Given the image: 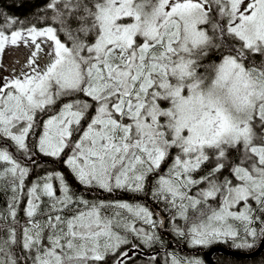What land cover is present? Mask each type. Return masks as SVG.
I'll use <instances>...</instances> for the list:
<instances>
[{
    "label": "snow or ice",
    "instance_id": "1",
    "mask_svg": "<svg viewBox=\"0 0 264 264\" xmlns=\"http://www.w3.org/2000/svg\"><path fill=\"white\" fill-rule=\"evenodd\" d=\"M0 190V264L264 247V0L0 11Z\"/></svg>",
    "mask_w": 264,
    "mask_h": 264
},
{
    "label": "trees",
    "instance_id": "2",
    "mask_svg": "<svg viewBox=\"0 0 264 264\" xmlns=\"http://www.w3.org/2000/svg\"><path fill=\"white\" fill-rule=\"evenodd\" d=\"M44 3H45V0H0V11H4L9 14L15 15L17 17H20L21 19H24L25 17L31 18L33 13L38 11L39 7L43 5ZM47 167L51 168V165H48ZM37 171H40V170L37 169ZM28 179L34 180L35 176H30ZM92 195L94 196L95 194L93 193ZM118 198L128 199V196L127 194L119 193ZM8 199H9L8 195L5 194L2 190H0V210H4L5 204L8 201ZM21 207H23V205H21ZM164 240L167 243V241L172 240V237L166 234L164 236ZM216 245H221L231 250H237L231 246L230 242L227 244L220 243ZM258 245H259V242L257 243V246ZM157 247H160V246L157 245ZM173 247L174 249H182L183 253L196 254L198 252L199 255L202 256L204 260H205V252L209 249L208 248V249L197 250V249L184 248L182 242L178 245L175 240H173ZM255 248L251 250H238V251L249 252V251L254 250ZM163 251L164 249L161 248V255L163 254ZM149 253L155 255L154 249H145L144 254L138 257L135 256L134 254V259L136 260V264H146V261L149 258L148 257ZM213 260L215 261L216 264H264V250L257 257L249 258V259L234 257V256L222 254V253H215L213 255Z\"/></svg>",
    "mask_w": 264,
    "mask_h": 264
},
{
    "label": "water",
    "instance_id": "3",
    "mask_svg": "<svg viewBox=\"0 0 264 264\" xmlns=\"http://www.w3.org/2000/svg\"><path fill=\"white\" fill-rule=\"evenodd\" d=\"M263 250H264V247H261L260 244L254 250L250 252L231 250L223 246L217 245L206 251L205 260L207 264H216L215 261L213 260V255L215 253H222V254L239 257V258H247V259L255 258L258 255H260Z\"/></svg>",
    "mask_w": 264,
    "mask_h": 264
},
{
    "label": "rangeland",
    "instance_id": "4",
    "mask_svg": "<svg viewBox=\"0 0 264 264\" xmlns=\"http://www.w3.org/2000/svg\"><path fill=\"white\" fill-rule=\"evenodd\" d=\"M231 244V243H230ZM232 246V245H231ZM206 262V261H205ZM206 264H207V262H206Z\"/></svg>",
    "mask_w": 264,
    "mask_h": 264
},
{
    "label": "bare ground",
    "instance_id": "5",
    "mask_svg": "<svg viewBox=\"0 0 264 264\" xmlns=\"http://www.w3.org/2000/svg\"><path fill=\"white\" fill-rule=\"evenodd\" d=\"M227 259V258H226Z\"/></svg>",
    "mask_w": 264,
    "mask_h": 264
},
{
    "label": "flooded vegetation",
    "instance_id": "6",
    "mask_svg": "<svg viewBox=\"0 0 264 264\" xmlns=\"http://www.w3.org/2000/svg\"><path fill=\"white\" fill-rule=\"evenodd\" d=\"M174 248V247H173Z\"/></svg>",
    "mask_w": 264,
    "mask_h": 264
}]
</instances>
